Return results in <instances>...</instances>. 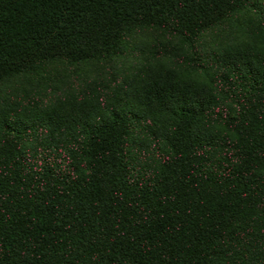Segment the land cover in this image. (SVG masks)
I'll use <instances>...</instances> for the list:
<instances>
[{"label": "trees", "instance_id": "obj_1", "mask_svg": "<svg viewBox=\"0 0 264 264\" xmlns=\"http://www.w3.org/2000/svg\"><path fill=\"white\" fill-rule=\"evenodd\" d=\"M0 264H264V0H0Z\"/></svg>", "mask_w": 264, "mask_h": 264}, {"label": "rangeland", "instance_id": "obj_2", "mask_svg": "<svg viewBox=\"0 0 264 264\" xmlns=\"http://www.w3.org/2000/svg\"><path fill=\"white\" fill-rule=\"evenodd\" d=\"M226 32H224L223 30H215L212 33L209 34V36L207 37V42L209 43V46H211L213 49H219L222 48L223 46H225L230 40L231 41H235V40H243L244 39V35L243 34H239L236 33L233 36H228L227 34H225ZM141 38L143 37H136L133 44L134 45H141L142 41ZM230 41V42H231ZM129 61H125V63H128ZM128 65V64H126ZM125 66V65H123ZM94 66L90 65L87 66L86 68H84V70L90 74H94Z\"/></svg>", "mask_w": 264, "mask_h": 264}]
</instances>
